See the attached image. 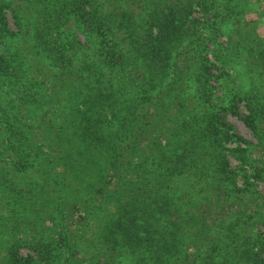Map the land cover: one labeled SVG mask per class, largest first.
<instances>
[{"label":"trees","instance_id":"16d2710c","mask_svg":"<svg viewBox=\"0 0 264 264\" xmlns=\"http://www.w3.org/2000/svg\"><path fill=\"white\" fill-rule=\"evenodd\" d=\"M193 1L0 0V264H34L24 244L77 264L85 235L86 264H264V213L234 203L235 134L184 42ZM187 74L191 102L171 101ZM241 99L264 181V99Z\"/></svg>","mask_w":264,"mask_h":264},{"label":"rangeland","instance_id":"374dc122","mask_svg":"<svg viewBox=\"0 0 264 264\" xmlns=\"http://www.w3.org/2000/svg\"><path fill=\"white\" fill-rule=\"evenodd\" d=\"M222 2V0L192 2L188 16L191 20L187 23L188 31L184 42L192 48L191 58L195 57L197 50L201 54L204 53L205 63L209 65L210 99L216 107H220L230 131L235 134L224 143L229 165L235 171L236 186L241 188L234 203L242 204L254 199L255 202L249 205L248 210L252 211L254 208L261 210L254 215L257 218L264 213V181L253 174L254 167L259 165V162L255 163L252 160L258 158L260 154L254 147L256 138L252 130L242 119L247 109L241 97L256 92L262 94L264 99V65L258 63L256 53L259 42L264 41V0H227L226 7H222ZM179 46L180 44L177 47ZM176 60L185 70L186 58L178 56ZM190 75L179 78L181 81L175 95L172 90L166 92L165 95L171 94V101L184 98L191 102V93L181 94L182 86L191 88ZM260 172L264 176V169H260ZM78 220V215L71 213L66 217L65 223L73 228L76 227ZM44 223L48 226L51 224L49 219ZM252 225L253 230H257L264 237L262 224L255 219ZM72 235L73 231L70 232V236ZM85 244L89 245L86 235L79 237L77 248L81 261L77 264H86L87 258L83 253ZM19 252L22 255H32L34 264H43L40 257L35 256V252L26 244L19 248ZM99 264L104 263L101 261Z\"/></svg>","mask_w":264,"mask_h":264}]
</instances>
